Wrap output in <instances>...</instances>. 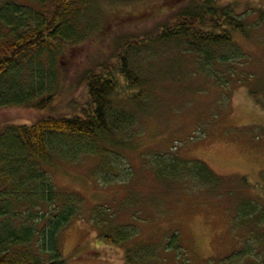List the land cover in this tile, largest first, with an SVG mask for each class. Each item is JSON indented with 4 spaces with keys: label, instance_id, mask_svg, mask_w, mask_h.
<instances>
[{
    "label": "rangeland",
    "instance_id": "1",
    "mask_svg": "<svg viewBox=\"0 0 264 264\" xmlns=\"http://www.w3.org/2000/svg\"><path fill=\"white\" fill-rule=\"evenodd\" d=\"M187 1H103L93 12L96 29L72 48L69 72L61 79L65 91L42 115L73 114L69 103L81 106L85 94L82 73L111 58L118 37L154 33ZM220 2L236 15L245 13L246 25V32L231 35L235 59L229 68L212 65L228 79L225 87L203 74L208 70L194 54L171 45L160 48L139 68L147 99L135 109L133 127L108 145L125 158L117 171L102 172L99 157L90 155L46 166L58 192L80 200L59 237L66 264H127L126 250L138 245L153 251L151 264H243L244 251L260 259L252 255L263 249L255 250L251 229L239 230L235 219L240 201L264 202V110L250 93L264 101V0ZM40 65L45 72L46 64ZM54 72L59 79L63 70L55 66ZM29 77L20 76L21 89ZM42 115L29 108L1 109L0 126L29 125ZM157 154L203 162L222 181L213 189L185 177L162 182L146 161ZM102 210L111 224L133 228L136 237L123 245L101 241L103 223L98 227L102 220L95 211ZM134 252L133 258L139 251Z\"/></svg>",
    "mask_w": 264,
    "mask_h": 264
},
{
    "label": "trees",
    "instance_id": "2",
    "mask_svg": "<svg viewBox=\"0 0 264 264\" xmlns=\"http://www.w3.org/2000/svg\"><path fill=\"white\" fill-rule=\"evenodd\" d=\"M103 1L107 0H0V110L29 108L42 115L52 107L65 91L61 79L69 72L72 48L87 41L96 29L93 12ZM261 10L259 17L263 16ZM170 15L154 33L118 37L113 56L82 73L80 84L85 94L81 106L75 100L69 103L73 114H44L29 125L0 126V264H66L59 237L79 199L58 192L46 176V166L54 160L73 161L90 155L99 157L97 168L102 172L117 171V163L125 158L108 145L133 127L135 109L147 99L143 90L147 81L139 68L150 63L158 49L181 47L201 59L208 70L204 75L221 86L228 84L220 68L212 65L228 67L235 59L231 35L246 32L245 13L236 15L232 6L222 5L220 0H188ZM55 66L63 70L59 79ZM24 75L30 76L29 83L21 89L20 76ZM250 93L264 110V101ZM150 157L146 161L162 182L185 177L213 189L222 181L203 162L160 154ZM95 214L96 220H102L98 227L103 223L101 241L123 245L136 237L133 228L111 224L104 210ZM235 224L239 230L251 229L255 250L263 249L252 254L259 260L251 258L248 253L252 251H244L240 262L264 264V202L240 201ZM126 251L127 264L153 261V251L144 246ZM134 251L139 252L133 258Z\"/></svg>",
    "mask_w": 264,
    "mask_h": 264
}]
</instances>
